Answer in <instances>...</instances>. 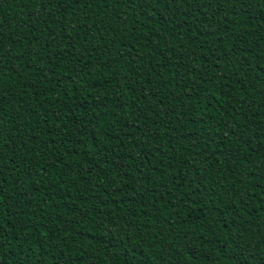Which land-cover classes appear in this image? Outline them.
Listing matches in <instances>:
<instances>
[{
    "label": "trees",
    "instance_id": "obj_1",
    "mask_svg": "<svg viewBox=\"0 0 264 264\" xmlns=\"http://www.w3.org/2000/svg\"><path fill=\"white\" fill-rule=\"evenodd\" d=\"M0 109V264H264V0H0Z\"/></svg>",
    "mask_w": 264,
    "mask_h": 264
},
{
    "label": "snow or ice",
    "instance_id": "obj_2",
    "mask_svg": "<svg viewBox=\"0 0 264 264\" xmlns=\"http://www.w3.org/2000/svg\"><path fill=\"white\" fill-rule=\"evenodd\" d=\"M127 2H128V3H131L132 0H127ZM0 114H2V109H0ZM234 243H235V241H234Z\"/></svg>",
    "mask_w": 264,
    "mask_h": 264
}]
</instances>
